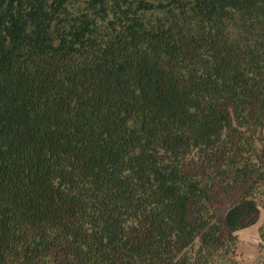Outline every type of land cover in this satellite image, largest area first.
<instances>
[{
  "label": "trees",
  "instance_id": "obj_1",
  "mask_svg": "<svg viewBox=\"0 0 264 264\" xmlns=\"http://www.w3.org/2000/svg\"><path fill=\"white\" fill-rule=\"evenodd\" d=\"M263 209L264 0H0V264H246Z\"/></svg>",
  "mask_w": 264,
  "mask_h": 264
},
{
  "label": "rangeland",
  "instance_id": "obj_2",
  "mask_svg": "<svg viewBox=\"0 0 264 264\" xmlns=\"http://www.w3.org/2000/svg\"><path fill=\"white\" fill-rule=\"evenodd\" d=\"M225 211L226 207L218 209L221 214ZM260 225H264V209L256 224L238 231L237 257L243 263L264 264V241L260 236Z\"/></svg>",
  "mask_w": 264,
  "mask_h": 264
}]
</instances>
